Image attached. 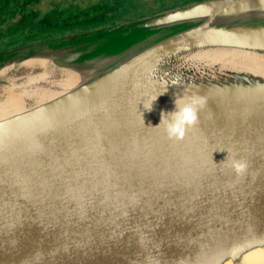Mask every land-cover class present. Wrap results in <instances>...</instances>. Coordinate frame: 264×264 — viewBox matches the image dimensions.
<instances>
[{
	"label": "water",
	"instance_id": "water-1",
	"mask_svg": "<svg viewBox=\"0 0 264 264\" xmlns=\"http://www.w3.org/2000/svg\"><path fill=\"white\" fill-rule=\"evenodd\" d=\"M213 49L264 56V0H194L2 53L0 70L42 59L85 79L0 117V264H226L264 251V76L254 61L201 76ZM17 76L0 81V106L38 96L35 76ZM191 95L207 103L184 141L152 128ZM227 152L248 162L243 176L217 165ZM146 188L168 192L163 207Z\"/></svg>",
	"mask_w": 264,
	"mask_h": 264
},
{
	"label": "trees",
	"instance_id": "trees-1",
	"mask_svg": "<svg viewBox=\"0 0 264 264\" xmlns=\"http://www.w3.org/2000/svg\"><path fill=\"white\" fill-rule=\"evenodd\" d=\"M191 1L194 0H154L157 5L145 9V5L137 0H102L85 9L76 10L71 8L72 5L56 6L51 11L38 13L33 10L38 0H0V47L12 44L19 31L22 34L28 33L29 39L53 36L66 30L92 31L115 25L120 21L152 15ZM22 8L28 10L21 15L20 21L14 22ZM61 23H67V26H62ZM22 26L27 27L22 29Z\"/></svg>",
	"mask_w": 264,
	"mask_h": 264
},
{
	"label": "bare ground",
	"instance_id": "bare-ground-1",
	"mask_svg": "<svg viewBox=\"0 0 264 264\" xmlns=\"http://www.w3.org/2000/svg\"><path fill=\"white\" fill-rule=\"evenodd\" d=\"M94 46L95 48L108 47L105 46L104 42L100 41H95ZM97 53L100 54L101 51L98 50ZM208 53L212 55L207 58L209 60L211 59V64L203 63L205 64L203 67L205 68V71H208L207 66L212 65L210 66L209 70L210 74L201 72V76L210 75L215 77V75L219 74V72L225 71V69H245V61H254L258 68V73L264 76V56L248 53L247 51L238 49H213ZM208 53H205V51H201L192 54L188 56V60L199 59L200 57L205 56V54ZM222 59H226L229 63L221 66L213 65L218 61L221 62ZM30 72L36 73V75L33 76H35V80L39 82L38 88H40H37V91L39 93L38 96L34 99H30V102H28V99L24 97L13 95V100L10 104L0 106V117L14 114V112L21 111L26 107H30L36 104L39 105V103H42L49 99H53L56 96L63 94L69 89L75 87V85L79 84L85 79L84 74H78L77 72L70 69H59L52 62L47 60L34 59L27 60L20 64H12L0 70V81H8L15 85V82H19L21 79L18 78L17 75L27 74L24 83L26 85H30L34 83V77L29 76ZM193 75L197 74L192 70V74L190 76ZM86 76L87 78H89L90 73H87ZM3 90V94H5L6 97L12 95L10 93V89L3 88ZM226 264H264V251H258L249 254L238 263L227 262Z\"/></svg>",
	"mask_w": 264,
	"mask_h": 264
},
{
	"label": "clouds",
	"instance_id": "clouds-1",
	"mask_svg": "<svg viewBox=\"0 0 264 264\" xmlns=\"http://www.w3.org/2000/svg\"><path fill=\"white\" fill-rule=\"evenodd\" d=\"M157 98L158 97L152 98L151 102L146 107L144 106L145 109L151 111L152 104ZM206 103V98L199 95H191L188 97L177 96L174 100V110L171 112H162L160 124L152 128H159L161 125H164V132L169 140L182 142L187 138L189 131L196 128L198 125L199 113L206 106ZM226 162L230 163L237 177H241L247 172L248 162L246 160L237 159L235 156L229 160L228 153L226 159L217 165ZM213 163H215L214 160Z\"/></svg>",
	"mask_w": 264,
	"mask_h": 264
},
{
	"label": "flooded vegetation",
	"instance_id": "flooded-vegetation-1",
	"mask_svg": "<svg viewBox=\"0 0 264 264\" xmlns=\"http://www.w3.org/2000/svg\"><path fill=\"white\" fill-rule=\"evenodd\" d=\"M29 1V0H27ZM45 1L46 0H38V4L35 8H33L34 11L40 13H45L47 11H51L53 10L56 6H63L61 5L60 2H52V7L51 8H43L42 6L45 4ZM72 5V4H70ZM64 7H68V6H64ZM71 8H74L77 10L78 9H81L80 7L78 6H75V5H72ZM88 8V7H87ZM85 9V8H83ZM28 9L27 8H22L20 10V13L17 15V17L14 19V22H18L21 20V15L24 14L25 11H27ZM32 10V8H31ZM57 23H59V21L57 20ZM62 26H67V23H61ZM27 27V26H25ZM24 26H22V29L25 28ZM76 32H83L82 30L78 29L76 31H72V30H66L65 32L63 33H58L57 35H53V36H43V37H39V38H30L28 37V33H23L21 31H19L17 33V35L15 36V40L13 41L12 44H8L7 46H2L0 47V52H3L7 49H10V48H16V47H21V46H24V45H32V44H37V43H41V42H44V41H47L48 39L49 40H54V39H58V38H62L64 37L66 34L68 33H76ZM26 39H28V41H26Z\"/></svg>",
	"mask_w": 264,
	"mask_h": 264
},
{
	"label": "rangeland",
	"instance_id": "rangeland-1",
	"mask_svg": "<svg viewBox=\"0 0 264 264\" xmlns=\"http://www.w3.org/2000/svg\"><path fill=\"white\" fill-rule=\"evenodd\" d=\"M100 1H102V0H46L45 4L42 7L45 8V9L46 8H51L52 7V2H60L61 5H63V6H70V4H72V5L78 6L81 9H83V8L90 7L92 5H96ZM138 1L141 2L143 5H145V7H146L145 9H148V8H151V7L154 8L157 5V4H155L154 0H137V2ZM132 20H134V19H132ZM123 22H126V21H120L119 24L123 23ZM79 33H82V32H76V33H73V34L68 33V34H66L64 36V38H69V37H72L74 35H79ZM48 41H49V39L46 42H48ZM3 52H0V60H1V58L3 59V57H2V53ZM7 62H9L8 59L4 63H3V61L0 62V67H2Z\"/></svg>",
	"mask_w": 264,
	"mask_h": 264
},
{
	"label": "snow or ice",
	"instance_id": "snow-or-ice-1",
	"mask_svg": "<svg viewBox=\"0 0 264 264\" xmlns=\"http://www.w3.org/2000/svg\"><path fill=\"white\" fill-rule=\"evenodd\" d=\"M52 130H53V131L55 130V129H54V126L52 127ZM47 147H48V146L45 145V148H47ZM60 151H61V148H60V145H59L58 143L55 144V145H53V146L51 147V153H52L53 155H58V154H60ZM145 192H146V194H151V195H154V196H158L159 199H158L156 202L159 203L161 207L164 206V201H165L166 197L168 196V192L164 191V192H159V193H155V194H153V193H149L148 190H147V188L145 189ZM176 195H177L178 197H180L181 199L183 198L182 195H181L179 192H176Z\"/></svg>",
	"mask_w": 264,
	"mask_h": 264
}]
</instances>
